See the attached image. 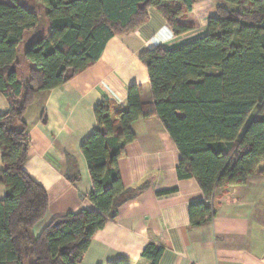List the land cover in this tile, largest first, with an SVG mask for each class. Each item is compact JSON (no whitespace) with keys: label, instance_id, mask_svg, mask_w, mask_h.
Here are the masks:
<instances>
[{"label":"trees","instance_id":"obj_1","mask_svg":"<svg viewBox=\"0 0 264 264\" xmlns=\"http://www.w3.org/2000/svg\"><path fill=\"white\" fill-rule=\"evenodd\" d=\"M207 34L172 49L146 53L153 104L128 91L116 137L111 105L94 110L96 128L82 145L92 181L88 200L97 212L55 218L38 237L34 227L48 210L46 191L24 170L29 138L24 114L38 92L66 84L96 63L108 41L148 21L156 11L174 36L199 27L197 0L0 1V95L9 110L0 116V264H80L96 232L120 206L142 191L125 189L116 169L134 141L132 124L156 116L178 150V180L194 179L205 202L190 207L192 225L209 222L218 188L243 186L264 164V0H216ZM22 45L32 66L29 79L14 67ZM163 248L148 245L142 257L158 264ZM114 264H128L119 261Z\"/></svg>","mask_w":264,"mask_h":264},{"label":"crops","instance_id":"obj_2","mask_svg":"<svg viewBox=\"0 0 264 264\" xmlns=\"http://www.w3.org/2000/svg\"><path fill=\"white\" fill-rule=\"evenodd\" d=\"M0 1L8 6L13 1L24 3ZM192 11L199 27L176 37L149 9L144 25L108 41L100 59L88 69L61 87L35 94L24 114L29 138L24 170L48 198L47 213L33 229L35 237L55 218L97 212L88 200L92 181L81 152L96 128L94 110L104 103L111 105L113 129L119 137L117 114L127 111L130 87L140 89L142 105L153 104L141 58L156 47L172 49L205 36L208 19L215 14L213 1L199 0ZM26 48L19 49L14 67L21 81H27L32 70L24 58ZM8 110L0 95V116ZM131 131L134 141L124 147L116 169L125 189L143 186V191L122 204L117 216L94 234L80 264H151L142 257L148 245L163 248L158 264H264V164L245 185L218 188L213 218L194 226L190 207L203 204L205 197L194 179L178 180L181 157L162 123L156 116L139 119ZM5 193L0 185V200Z\"/></svg>","mask_w":264,"mask_h":264},{"label":"rangeland","instance_id":"obj_3","mask_svg":"<svg viewBox=\"0 0 264 264\" xmlns=\"http://www.w3.org/2000/svg\"><path fill=\"white\" fill-rule=\"evenodd\" d=\"M199 0H197V2H198ZM213 1V3H214V7L216 6V4H217V1L216 0H212ZM210 6V5H209ZM205 14V13H204ZM203 16V15H202ZM202 19V18H201Z\"/></svg>","mask_w":264,"mask_h":264}]
</instances>
